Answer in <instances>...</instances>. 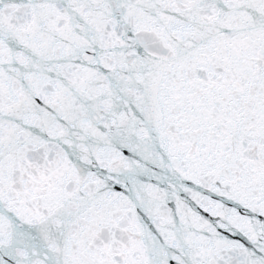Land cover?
Listing matches in <instances>:
<instances>
[{"label":"snow or ice","instance_id":"6c2138e0","mask_svg":"<svg viewBox=\"0 0 264 264\" xmlns=\"http://www.w3.org/2000/svg\"><path fill=\"white\" fill-rule=\"evenodd\" d=\"M0 264H264V0H0Z\"/></svg>","mask_w":264,"mask_h":264}]
</instances>
